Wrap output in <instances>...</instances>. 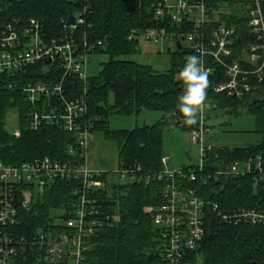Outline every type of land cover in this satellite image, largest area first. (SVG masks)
I'll list each match as a JSON object with an SVG mask.
<instances>
[{"label":"built area","instance_id":"1","mask_svg":"<svg viewBox=\"0 0 264 264\" xmlns=\"http://www.w3.org/2000/svg\"><path fill=\"white\" fill-rule=\"evenodd\" d=\"M79 1L83 6L73 16L74 25L69 17L61 20L59 34L54 35L40 20L11 16L16 0H0V91L22 96L28 131L57 129L74 139L63 160L44 157L17 166L0 162V264H86L91 240L108 219L101 218L95 197L112 175L88 165L93 123L86 118L87 65L103 41L87 34L92 28L89 0ZM237 2L236 20L242 32L233 24L215 21L213 0H156L151 7L160 28L146 29L141 35L152 44L173 42L182 47L187 42L186 51L199 56L209 78L217 80L213 93L245 100L264 85V0ZM167 25L175 30L169 32ZM131 34L130 38L135 32ZM77 82L84 84L82 90ZM205 108L214 109L215 102L206 98L198 123L187 132L190 144L197 147L196 163L175 173L161 171L155 178L140 175L139 167H118L120 184L148 185L152 180L163 184L162 204L149 210L158 236L153 264H204L198 258L208 210L224 225L264 228V209H222L200 195L209 183L220 185L232 177L254 174L253 186L264 182L260 160L254 168L249 163L216 164L218 146L211 143L213 131L205 123ZM20 134L18 128L10 135L19 138ZM167 162L163 156L162 165ZM58 181L75 186L73 208L60 214L66 219L57 224L53 219L48 226L20 234L19 208H31L35 190L43 197Z\"/></svg>","mask_w":264,"mask_h":264},{"label":"trees","instance_id":"2","mask_svg":"<svg viewBox=\"0 0 264 264\" xmlns=\"http://www.w3.org/2000/svg\"><path fill=\"white\" fill-rule=\"evenodd\" d=\"M153 1L156 0L88 1L91 12L88 21L92 28L86 32L93 40L103 41L95 55L105 54L109 60L102 65L98 76L88 77L86 118L93 123L91 134H102L108 142L115 144L119 168L139 167L140 175L155 178L162 171V131L168 126L166 117L175 115L176 127L182 126L185 132L196 124L186 125L176 109L177 97L182 91L177 74L190 52L175 44V52L168 50L171 54L170 70L163 73L129 59L139 52L138 37L146 29L160 28V24L153 20ZM235 2L213 0L214 9L218 11L224 4L232 7ZM82 6L83 2L79 0H16L10 15L24 20H40L58 35L61 20L76 15ZM218 16L219 23L233 24L240 32L244 30L241 22L236 20L237 13ZM166 27L169 32L175 30L170 25ZM132 31L135 35L130 38ZM77 83V88L82 90L84 84ZM215 83L217 80L209 78L206 97L215 102L213 111L235 117L244 111L256 121L252 133L256 136L255 143L234 148L218 146L216 164L249 163L254 168L260 160L264 167V85L257 88L254 96L236 100L214 94L212 87ZM142 108L163 113L162 120L132 131H108V115L136 114ZM11 110L19 113V138L12 137L5 130L6 116ZM26 111L21 95L0 91V162L17 166L44 157L65 159L67 147L74 144L73 137L57 129L28 131L24 120ZM253 175L232 177L221 181L220 185L209 183L200 195L205 201L218 203L222 209H264V182L253 186ZM74 187L71 182L58 181L45 191L43 203L38 202L28 210L19 208L22 221L19 233L48 226L53 219L54 224L62 223L66 216H61V211L71 210L76 202ZM162 189L163 184L156 180L148 185L143 182L107 183L95 198L101 218L107 216L108 219L103 220V226L91 240L85 254L86 264H153L158 236L149 210L162 204ZM199 253L204 264H264V228L246 224L224 225L208 210L205 238Z\"/></svg>","mask_w":264,"mask_h":264},{"label":"rangeland","instance_id":"3","mask_svg":"<svg viewBox=\"0 0 264 264\" xmlns=\"http://www.w3.org/2000/svg\"><path fill=\"white\" fill-rule=\"evenodd\" d=\"M174 1V0H171ZM239 0H236V2ZM235 2V3H236ZM240 5L238 2L232 7L224 4L220 10L215 12V21L219 22V16H226L232 13H239ZM139 52L129 58L130 60L150 66L157 72H167L171 67V54L175 52V43L160 42L152 44L145 41L144 37H138ZM183 49H188L187 42L182 43ZM109 60L105 54L94 55L89 59L87 65V75L89 78L96 77L102 70V65ZM111 102V98L109 99ZM205 123L212 127L213 138L211 143L215 146L245 147L255 143L256 136L252 133L256 128L255 118L244 111L237 117L229 116L221 111H213L205 108ZM163 118V113L142 108L136 114L128 115H108L106 122L108 131H132L144 126L158 124ZM167 118V117H166ZM19 128V113L11 110L5 120V130L11 134ZM162 153L168 159L167 164L162 165V171L166 173L179 172L183 167L192 165L198 160L197 147L190 144L187 132L182 126L171 129L165 126L162 131ZM88 165L94 169H100L112 175V182L120 183L121 176L118 173V151L115 144L108 142L102 134L94 133L89 137ZM35 190L33 205L43 203L42 194ZM39 196V197H38ZM42 197V198H41ZM198 261H203L202 257ZM14 264V263H9Z\"/></svg>","mask_w":264,"mask_h":264},{"label":"clouds","instance_id":"4","mask_svg":"<svg viewBox=\"0 0 264 264\" xmlns=\"http://www.w3.org/2000/svg\"><path fill=\"white\" fill-rule=\"evenodd\" d=\"M182 91L177 97L176 109L186 125H195L207 97L208 73L203 69L199 56L191 55L177 74Z\"/></svg>","mask_w":264,"mask_h":264},{"label":"water","instance_id":"5","mask_svg":"<svg viewBox=\"0 0 264 264\" xmlns=\"http://www.w3.org/2000/svg\"><path fill=\"white\" fill-rule=\"evenodd\" d=\"M68 22H69L70 25H74V17L73 16L69 17ZM177 46H178V48H180L179 47L180 46L179 44ZM166 120H167L168 126L171 129L176 128L177 119H176V116L175 115H169V116H167ZM252 264H255V263H252Z\"/></svg>","mask_w":264,"mask_h":264}]
</instances>
